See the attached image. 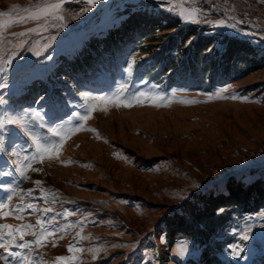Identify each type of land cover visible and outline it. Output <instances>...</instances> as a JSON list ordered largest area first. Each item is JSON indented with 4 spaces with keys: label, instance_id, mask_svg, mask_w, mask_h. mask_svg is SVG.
Here are the masks:
<instances>
[{
    "label": "rangeland",
    "instance_id": "obj_1",
    "mask_svg": "<svg viewBox=\"0 0 264 264\" xmlns=\"http://www.w3.org/2000/svg\"><path fill=\"white\" fill-rule=\"evenodd\" d=\"M0 61V118L39 112L43 124L27 126L38 137L61 139L53 127L68 137L41 161L26 129H0V203L11 212L0 224L31 223L35 240L37 221L55 217L43 247L5 241L22 255L0 249V264H264V207L225 214L208 233L173 234L163 220L194 191L251 181L264 165V0H0ZM122 85L118 100L152 99H91Z\"/></svg>",
    "mask_w": 264,
    "mask_h": 264
},
{
    "label": "snow or ice",
    "instance_id": "obj_2",
    "mask_svg": "<svg viewBox=\"0 0 264 264\" xmlns=\"http://www.w3.org/2000/svg\"><path fill=\"white\" fill-rule=\"evenodd\" d=\"M91 2V0H90ZM60 7V4L57 3L55 5H50L44 9H41V14L45 16L51 14L49 9L55 10L58 9ZM32 19H40V16H33L31 17ZM60 19H63V17H59ZM181 18L183 20H185L186 22H196L198 23L199 20L191 15L185 16L183 14H181ZM22 20H17L16 23H22ZM221 25H224V22L221 21L220 22ZM227 26V25H225ZM230 27H235V25H230ZM32 31H36V29H29V32ZM13 35H19V36H26L28 35V33L25 32H21L19 34H13ZM24 43H27V41H24ZM2 62V61H0ZM8 63H11V61H8ZM136 63L135 59H133V65ZM129 72H131L133 70L132 66L129 67ZM126 91V87L124 85L121 86V88L117 91V93H114L112 97H95V98H91L94 100H105V101H109V102H117V106H120L121 104H123L124 106H128L131 107L132 102H137V103H142L145 100H149L152 99V97L150 95H146L143 92H134V93H130L128 95L127 100H118V97L120 95V93L125 92ZM228 90L227 89H222L220 93H217L216 96L217 98H219L223 93H226ZM233 99H237L238 97H236L235 95H232ZM242 99H247V97H240ZM161 99H164L163 97H161ZM2 102V101H0ZM182 102H188V103H194V102H199V101H182ZM94 110V106L93 109ZM79 115V113L77 114ZM87 119H89V115L85 114L83 116L80 117L81 121H86ZM40 123L43 124V117L40 115L39 112H35V113H26L24 116L21 117H17L16 119H11V118H0V129H4L7 125L9 124H16L19 125L22 129H26V134L29 135L33 141V144L36 148V153L35 156L33 158L35 159H39V160H43L45 157H51L53 154H55L56 156H58L59 154V149L60 147L63 145L64 140L67 139V135L65 134V130L63 127L61 128H49V132L52 133V135L54 137H60L61 139L56 140V139H49V140H44L42 137H38L37 134H35L32 129H29L27 126L29 123ZM76 130H79V128L77 127ZM95 131V130H93ZM0 150H3V146L2 143H0ZM13 155H19L18 153H13ZM25 160H28V157H24ZM27 167L31 168V164H27ZM32 171H41V169L39 168H32ZM20 174L23 178H27V176L25 175V171L23 170V168L20 170ZM35 183L37 185H40L42 183V181H35ZM29 194H31V190H29ZM8 199L10 200L11 197H8ZM8 206L4 203H0V216H8L11 214L10 211H4L5 208H7ZM28 209H34L36 211H41V209H39V207L37 205L34 204H28L27 205ZM24 210V206L22 205H18L16 212L20 213ZM43 213L47 214L50 213L51 211H53L50 208H44ZM70 214V213H69ZM17 219H20V215H17L16 217ZM55 220V217L52 218V221ZM52 221H41L38 220L37 224L41 225L40 229H39V236L37 239L35 240H26L25 236L26 235H32V236H37V233L35 231H25L27 230H31L33 229L34 225L29 223V224H21V225H13V224H0V249H3L5 252L8 253V255H22L21 253H13L11 252L10 248L6 245L5 241L8 242V244L11 243H17L18 247L20 248H31L34 244L35 245H39L41 247L44 246V244L46 243V238L49 236L54 235V233L49 232L48 228L46 227L47 224L51 223ZM7 230V231H4ZM245 239H247V236H244ZM22 241V243H20ZM116 247H123V245H116ZM73 247L72 245H69V251H72ZM95 258V257H94ZM3 259L7 262V256L3 257ZM26 259V258H25ZM58 261H63L65 262V264H70L71 260L73 259H77V257H65V256H60L56 258Z\"/></svg>",
    "mask_w": 264,
    "mask_h": 264
},
{
    "label": "trees",
    "instance_id": "obj_3",
    "mask_svg": "<svg viewBox=\"0 0 264 264\" xmlns=\"http://www.w3.org/2000/svg\"><path fill=\"white\" fill-rule=\"evenodd\" d=\"M247 176L231 175L221 181L192 193L165 215L163 220L171 233L185 231L192 235L194 231L210 232L216 219L232 212H258L264 207V165L251 170ZM225 188V190H224Z\"/></svg>",
    "mask_w": 264,
    "mask_h": 264
}]
</instances>
